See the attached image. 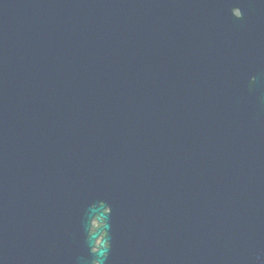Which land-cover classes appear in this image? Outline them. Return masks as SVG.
<instances>
[{"label": "water", "instance_id": "1", "mask_svg": "<svg viewBox=\"0 0 264 264\" xmlns=\"http://www.w3.org/2000/svg\"><path fill=\"white\" fill-rule=\"evenodd\" d=\"M94 261L264 264V0H0V264Z\"/></svg>", "mask_w": 264, "mask_h": 264}, {"label": "flooded vegetation", "instance_id": "2", "mask_svg": "<svg viewBox=\"0 0 264 264\" xmlns=\"http://www.w3.org/2000/svg\"><path fill=\"white\" fill-rule=\"evenodd\" d=\"M98 226H100V223L94 219V221L92 223V230L97 228ZM102 236H103V234L100 235L98 238H96L95 245H94L93 249H91V250L96 251V249H98V247H99L98 244H99V242L101 240L100 238H102ZM106 246H107V243H106ZM94 264H98L97 261H94Z\"/></svg>", "mask_w": 264, "mask_h": 264}]
</instances>
